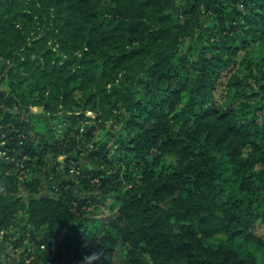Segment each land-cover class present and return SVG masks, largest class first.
<instances>
[{"label": "trees", "instance_id": "trees-1", "mask_svg": "<svg viewBox=\"0 0 264 264\" xmlns=\"http://www.w3.org/2000/svg\"><path fill=\"white\" fill-rule=\"evenodd\" d=\"M20 2L0 0V15L27 16ZM39 2L54 13L48 34L58 45L32 46L43 61L18 57L9 44L21 33L9 17V32L0 25V231L15 227L4 236L19 263L78 264L97 252L95 264H258L264 0ZM26 79L81 89L97 113L118 119L107 140L83 149L92 167L71 168L75 147L56 131L84 114L45 102L38 132L40 114L12 92ZM62 155L77 180L57 167ZM103 206L114 213L99 214Z\"/></svg>", "mask_w": 264, "mask_h": 264}, {"label": "rangeland", "instance_id": "rangeland-1", "mask_svg": "<svg viewBox=\"0 0 264 264\" xmlns=\"http://www.w3.org/2000/svg\"><path fill=\"white\" fill-rule=\"evenodd\" d=\"M19 7L22 11L26 12L28 15H15V16H7L5 13L0 15V25H3L7 32L10 31L11 25L8 23V17L14 23L13 25L18 28V33H21L20 36L15 37L14 42L9 44L11 49H14V53L18 55L21 59H24L28 54L34 56L39 55L37 49L32 48L35 45L38 48L45 52V49L55 50L58 48V45L55 43L56 39L52 38L48 31L52 28V23L54 22L52 19V15L54 14L52 10H44L40 5L39 0H20ZM23 18H20V17ZM46 36L47 38H43ZM43 40L47 42L46 46L43 44ZM37 41V42H36ZM42 41V42H41ZM41 53L39 56L40 61H43L44 56ZM16 73L27 76V73H23V70L19 72L15 70ZM100 72V70H99ZM36 81L34 80H23L21 83L15 84V89L9 88L7 83L4 85L5 89L8 91L12 90L16 99L19 101L23 107H28L30 111L33 113L40 114V116H36L33 118L34 127L38 132L46 131V124L44 119L48 118L49 112L45 109L44 103L49 102L55 110H58L57 113H68V114H84L83 118L72 120L68 125L55 126V122L51 119L50 124L53 128L57 127L56 131L58 135H62L65 139V144L68 145V148L75 147V149L71 152L73 158L70 159L71 165L70 167L78 172L80 169H86L93 166V162L89 159L88 152L83 149L96 148V141H104L108 138V133H112L111 131L119 128L118 119L114 116L109 115L108 117L103 116L99 112L97 113L93 108H91L92 103L86 104L87 97L81 89H71L70 87L66 89L56 90V86H52L50 83L39 82V85H35ZM72 86V85H71ZM27 114L24 112V115ZM109 133V134H110ZM78 151H81L78 153ZM5 152L0 151V157H4ZM66 155H62L59 157L58 161H60L59 170L63 176L67 178H71L73 180H77V171L74 173L72 169L67 170V163L65 162ZM8 158V157H7ZM2 158V160L7 159ZM56 165L55 161L50 159V167H54ZM80 167V168H77ZM47 194H53L52 192H46ZM93 211H97L92 208ZM100 210V211H99ZM99 214L103 215H112L114 213L113 210H109L106 206L99 208ZM15 228V227H14ZM13 228V229H14ZM3 229L0 231V264H20L19 263V254L12 249V240H7L5 238L6 233H13V229L10 228ZM11 231V232H10ZM257 234L264 239V224L262 222H258ZM224 235L218 234L211 240L207 241L209 244L216 245L222 239ZM252 249L255 251L257 256L258 264H264V256L260 251L256 250V246L252 244ZM82 252L85 255L88 253V247L84 246L82 248ZM121 251L118 250L116 254V258L118 260ZM70 258L67 256H63L58 264H68ZM78 264H82L78 263Z\"/></svg>", "mask_w": 264, "mask_h": 264}, {"label": "clouds", "instance_id": "clouds-1", "mask_svg": "<svg viewBox=\"0 0 264 264\" xmlns=\"http://www.w3.org/2000/svg\"><path fill=\"white\" fill-rule=\"evenodd\" d=\"M99 255L100 254L97 252H92L90 255H85L82 260V264H95V262L99 259Z\"/></svg>", "mask_w": 264, "mask_h": 264}]
</instances>
